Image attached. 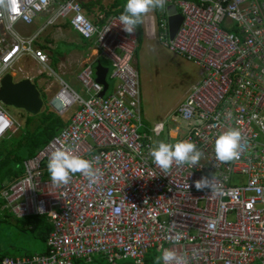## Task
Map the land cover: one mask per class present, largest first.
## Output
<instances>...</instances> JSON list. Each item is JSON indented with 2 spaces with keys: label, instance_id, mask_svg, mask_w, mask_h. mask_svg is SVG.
Returning a JSON list of instances; mask_svg holds the SVG:
<instances>
[{
  "label": "built area",
  "instance_id": "2783aa9c",
  "mask_svg": "<svg viewBox=\"0 0 264 264\" xmlns=\"http://www.w3.org/2000/svg\"><path fill=\"white\" fill-rule=\"evenodd\" d=\"M169 4L183 16L174 37L170 15L157 9L143 17L145 38L192 60L201 67L202 79L175 116L150 127L136 66L138 29L125 33L117 14L97 24L80 0H0V87L5 75L25 74L16 66L30 58L43 66L34 80L48 75L59 84L51 108L60 116L77 109L67 126L25 160L23 176L0 191L3 209L15 218L50 219V254L7 256L0 264H92L95 259L148 264L150 253L155 257L150 263L156 264L161 246L174 250L181 264H264V0ZM44 14L49 18L37 32L18 29ZM60 20H68L94 42L98 57L112 63L110 77L118 80L113 92L101 96L104 86L91 61L77 77L86 97L51 69L41 37ZM1 103L0 139L18 128ZM170 119L180 120L182 128L165 141ZM229 127L241 132L239 156L221 162L215 139ZM178 140L194 142L203 156L194 167L173 164L165 172L149 148ZM57 148L93 159L96 181L75 173L67 185L53 184L47 162ZM201 176H213L216 189L198 191L194 181Z\"/></svg>",
  "mask_w": 264,
  "mask_h": 264
},
{
  "label": "rangeland",
  "instance_id": "374dc122",
  "mask_svg": "<svg viewBox=\"0 0 264 264\" xmlns=\"http://www.w3.org/2000/svg\"><path fill=\"white\" fill-rule=\"evenodd\" d=\"M165 10L169 16L172 13L178 12L179 8L174 4H169ZM87 16L90 17L89 15ZM48 18L49 15L42 16L38 19V22L32 26L22 23L18 26V29L24 32V34H29L30 32L34 33L45 25ZM60 26L63 27V33L59 34L52 28L53 26H49L44 32L45 35L42 37V41L51 44V47L50 45V48L48 47L49 52H47L50 53L52 49V60L54 58L58 60V63L61 62L59 60L63 56L71 55L67 57L66 61L68 62V68L62 67L64 72H71L73 71L71 69L79 67L84 59L83 57H87L88 52L85 47L79 45L81 42V35L75 29L64 24ZM138 47L139 51L138 57H136V66L140 76L143 113L145 122L150 127H154L157 123L167 121L171 114L173 116L176 115V110L185 100L188 91L196 82L202 79V69L187 57L171 52L163 43L145 38V34L141 41H139ZM58 63L55 64L50 61L49 65L59 78L67 82L83 97H86L84 89L77 79L79 72L62 74V71H58ZM101 63L108 67L110 72L112 71L113 65L111 62L102 59ZM18 68H23L26 73H18V75L14 77L15 81L28 79L27 76H30L32 80H34V78L39 75L40 69H43V66L27 58L16 66L17 71ZM47 76L37 77L34 81H38L39 89L44 91L47 97L50 98L59 89V84L54 78H48ZM107 81L110 84L109 93L113 92L118 84V80L108 75ZM47 97L44 100L45 103L48 102ZM1 105L17 121L18 128L12 133L18 134L21 132L19 128L25 124L29 112L3 102ZM76 110L75 107L71 112L64 115V119L69 120ZM181 128L182 124L180 120L172 121L170 119L168 129L163 139L169 141L171 138L170 134L173 133V130H179ZM236 180H240V178ZM0 201H2L1 198ZM47 250V244L35 236L30 229L22 224V222H19L10 211L0 210V254H6V256L10 257L24 256L27 252L42 255L46 253ZM157 259H159V257ZM119 264H128V261L122 260L119 261Z\"/></svg>",
  "mask_w": 264,
  "mask_h": 264
},
{
  "label": "clouds",
  "instance_id": "9594fccd",
  "mask_svg": "<svg viewBox=\"0 0 264 264\" xmlns=\"http://www.w3.org/2000/svg\"><path fill=\"white\" fill-rule=\"evenodd\" d=\"M167 0H126L123 11L118 20L121 29L132 35L142 23L143 17L154 10H165ZM255 118V117H254ZM241 142V132L229 127L220 132L215 139V155L217 160L227 162L238 158ZM149 155L153 162L162 170L167 172L173 164L177 166L188 165L194 167L199 164L203 153L196 144L190 140H178L175 143L157 141L149 148ZM95 161L75 154L69 148H57L48 159L47 168L51 181L55 185H67L72 175L80 173L90 181L95 182L98 177V169L94 167ZM195 188L199 190H215L213 176H201L194 181ZM159 259L163 264H181L176 252L172 249H160Z\"/></svg>",
  "mask_w": 264,
  "mask_h": 264
},
{
  "label": "trees",
  "instance_id": "16d2710c",
  "mask_svg": "<svg viewBox=\"0 0 264 264\" xmlns=\"http://www.w3.org/2000/svg\"><path fill=\"white\" fill-rule=\"evenodd\" d=\"M125 1L122 2L117 0V2L106 11V14L102 18V22L105 21V17L111 14L120 15L124 9ZM82 6L87 9L88 13L92 12V6L81 2ZM138 32L140 41L144 35V26L143 20L142 23L138 26ZM86 42V40L82 37ZM139 47L137 48L136 57H138ZM102 59H100L101 61ZM55 64L58 63V60L53 61ZM34 83L39 88L38 81ZM41 97L43 100V109L39 114L29 113V116L26 118V122L21 126V132L18 134L10 133L0 139V191L4 183L11 182L16 178L22 177L24 173V163L25 160L34 155L40 148H42L48 141L57 134L63 127L67 126L70 122L69 120L64 119L63 116L57 114L49 105V100L45 103V98L47 94L39 89ZM48 98V97H47ZM4 201H0V210L6 211L3 209ZM8 211V210H7ZM19 222L30 229L35 236H37L42 242L46 243L48 246V239L51 232L54 230L53 224L50 222L46 216H30L22 219H17ZM45 255L50 254V249ZM42 254V255H44ZM37 254L27 252L24 256H15V257H30ZM40 255V254H39ZM7 257L6 254H0V259ZM149 263L150 259L154 262L155 257L153 253L149 254ZM160 259L156 262L159 263ZM77 264H82V261H78ZM92 264H107L103 262L102 259H95Z\"/></svg>",
  "mask_w": 264,
  "mask_h": 264
},
{
  "label": "water",
  "instance_id": "95a60500",
  "mask_svg": "<svg viewBox=\"0 0 264 264\" xmlns=\"http://www.w3.org/2000/svg\"><path fill=\"white\" fill-rule=\"evenodd\" d=\"M170 19V33L174 37L180 27L183 16L178 13H172ZM108 68L102 66L101 63L96 67V80L104 86L101 93L103 97L108 89L106 80ZM0 101L18 108H22L34 115L39 114L43 108V100L37 85L31 79L15 81L12 74L4 76L0 87Z\"/></svg>",
  "mask_w": 264,
  "mask_h": 264
},
{
  "label": "crops",
  "instance_id": "0c3cea01",
  "mask_svg": "<svg viewBox=\"0 0 264 264\" xmlns=\"http://www.w3.org/2000/svg\"><path fill=\"white\" fill-rule=\"evenodd\" d=\"M81 2H84V3H86V4H88L89 6L91 5L92 6V12L91 13H88L87 12V9L86 8H84V10H85V12H86V14L87 15H89L90 17H91V19L95 22V23H97V24H99V23H102V18L100 17V15H105L106 14V11H108L109 10V8L111 7V5H113V4H115L116 2H117V0H80ZM120 1H122V2H126V0H120ZM42 16H48V14H46V15H42ZM42 16H40V17H42ZM39 17V18H40ZM38 18V19H39ZM38 19H37V21H36V23L38 22ZM61 24H64V25H68V26H70V27H72L71 25H70V23H69V21L68 20H60V21H58L56 24H54V25H52L53 27L52 28H54L55 30H56V32L57 33H59V34H61V33H63V27L62 26H60ZM30 26V25H29ZM32 26V25H31ZM38 31V30H37ZM36 31V32H37ZM22 32V31H21ZM22 33H24V32H22ZM35 33V32H34ZM27 34V33H26ZM29 34H33V33H29ZM28 34V35H29ZM45 34L43 33V36H44ZM42 36V37H43ZM42 37H41V41H42ZM80 39V38H79ZM81 42H80V44L79 45H81V46H83V47H85L86 48V51L88 52V55H87V57H83L84 59L82 60V62H81V64L79 65V67H77V68H74V69H71V70H73V71H71V72H64L63 70H62V67L64 66V67H67L68 68V65H67V63L68 62H66L67 61V57H69V56H71V55H66V56H63L62 58H60V60L59 61H61L60 63H58L59 64V66H58V71H62V74H73L74 72H76V71H78V72H80L81 70H82V67L85 65V63L86 62H88V61H91L92 63H93V67H94V76L96 77V67L98 66V64L99 63H101V61H100V59H105V58H103V57H98V54H97V49H96V47H95V45H94V42L93 41H91V40H86V42L82 39V36H81ZM42 44V46L43 47H45L46 48V51H48L49 52V49H48V47H49V45H50V47H51V44L49 43H47L46 41L45 42H41ZM49 47V48H50ZM52 47H53V45H52ZM47 52V54L50 56V60H51V63L54 61V58H53V60H52V57H53V55H52V49H51V52L50 53H48ZM73 55V54H72ZM63 59V60H62ZM33 60V59H32ZM105 60H107V59H105ZM108 61V60H107ZM34 62H36L35 60H34ZM110 62V61H109ZM36 64H38L37 62H36ZM102 64V63H101ZM112 64V63H111ZM95 65H96V67H95ZM102 66H104L103 64H102ZM105 68H108V67H106V66H104ZM112 70H113V68H112ZM112 72V71H111ZM111 72H110V69L108 68V73H107V77H108V75H111ZM107 77H106V80H107ZM107 83H108V81H107ZM108 89H110V84L108 83ZM107 89V90H108ZM115 90V89H114ZM48 100H50V98H48ZM54 226V225H53Z\"/></svg>",
  "mask_w": 264,
  "mask_h": 264
}]
</instances>
